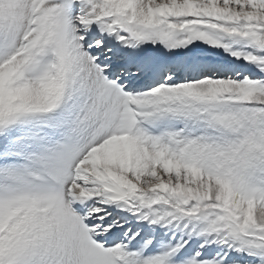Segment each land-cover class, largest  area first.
Instances as JSON below:
<instances>
[{
  "label": "snow or ice",
  "instance_id": "1",
  "mask_svg": "<svg viewBox=\"0 0 264 264\" xmlns=\"http://www.w3.org/2000/svg\"><path fill=\"white\" fill-rule=\"evenodd\" d=\"M0 264H264V0H0Z\"/></svg>",
  "mask_w": 264,
  "mask_h": 264
}]
</instances>
